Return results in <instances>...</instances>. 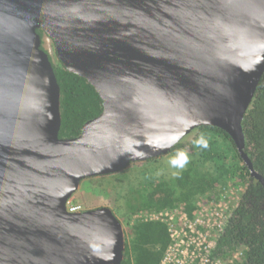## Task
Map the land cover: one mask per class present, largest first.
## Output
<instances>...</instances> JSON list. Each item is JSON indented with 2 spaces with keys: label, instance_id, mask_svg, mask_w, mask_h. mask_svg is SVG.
Masks as SVG:
<instances>
[{
  "label": "water",
  "instance_id": "water-1",
  "mask_svg": "<svg viewBox=\"0 0 264 264\" xmlns=\"http://www.w3.org/2000/svg\"><path fill=\"white\" fill-rule=\"evenodd\" d=\"M39 31L102 100L76 139L59 138ZM263 74L264 0H0V264H122L112 210L70 213V199L202 127L229 135L264 186L242 127Z\"/></svg>",
  "mask_w": 264,
  "mask_h": 264
},
{
  "label": "trees",
  "instance_id": "trees-1",
  "mask_svg": "<svg viewBox=\"0 0 264 264\" xmlns=\"http://www.w3.org/2000/svg\"><path fill=\"white\" fill-rule=\"evenodd\" d=\"M39 34L43 36L42 31ZM54 70L61 91L59 138L76 139L88 122L103 113V103L84 78L67 72L61 63ZM242 127L245 153L264 179V74ZM197 133L192 149L198 158L191 160L175 178L159 180L152 169L137 172L135 180L127 174L110 177L116 178L115 183L109 182L115 186V196L122 204L127 226L122 264H161L172 243L167 224L159 220H134L139 214L161 212L187 203V211L192 216L194 199L215 190L216 186L227 188L236 180L245 182L247 187L218 236L211 259L228 264H264V186L251 177L234 142L224 131L202 127ZM186 143L181 142L172 152L179 153ZM238 253L242 254L241 263L233 261Z\"/></svg>",
  "mask_w": 264,
  "mask_h": 264
},
{
  "label": "rangeland",
  "instance_id": "rangeland-1",
  "mask_svg": "<svg viewBox=\"0 0 264 264\" xmlns=\"http://www.w3.org/2000/svg\"><path fill=\"white\" fill-rule=\"evenodd\" d=\"M42 37V46L44 50L48 53L52 64L54 66H58L60 61L57 57L54 42L44 35ZM197 134V130H195L182 141L187 143L184 147L185 149L181 150L179 153L171 152L166 156L155 160H150L149 162L133 163L123 171L113 175H121L124 177L125 174H127L133 177V180H135L134 177L139 175L137 172L144 169H152L154 170V175L159 180L173 179L186 168L187 164L191 160H196L198 158L195 150L192 149V144H194L197 137L199 136ZM113 175L102 176L83 181L80 189L72 196L68 205L70 204L79 206L81 208V212L97 210L100 208H109L122 223L123 228L126 231L127 226L124 222V212L121 210L122 204L116 199L115 186L110 184V182L115 183L116 178H110ZM246 187L247 185L245 182L236 180L229 183L227 188L216 186L215 190L206 193V195H200L194 199L193 205L195 206V212L198 209L197 216L204 218V222H208L207 217L211 216L208 217L212 218L211 224L214 222L216 224L215 231L210 241H216L232 212L238 206L242 194L246 190ZM184 206H187V203H183L177 205L175 208H171V215L176 214V216H181L180 209ZM217 212L220 215L223 214V216H212V214L214 215ZM158 218L160 219V216L156 215V213L153 211H145L139 214L134 220L152 221ZM132 223H134V221H132ZM233 261L241 263L242 254L238 253L234 257ZM215 264H228V262L222 260L217 261Z\"/></svg>",
  "mask_w": 264,
  "mask_h": 264
},
{
  "label": "built area",
  "instance_id": "built-area-1",
  "mask_svg": "<svg viewBox=\"0 0 264 264\" xmlns=\"http://www.w3.org/2000/svg\"><path fill=\"white\" fill-rule=\"evenodd\" d=\"M187 206L181 207V216L171 215L170 209L156 212L160 219L152 221H162L169 226L172 243L169 246L161 264H215L217 261L211 259V254L215 248L216 241H210L215 231V222L211 224L212 218L204 222V218L197 216L194 211L189 216ZM175 208V207H174ZM70 213L81 212V208L75 205H68ZM212 216H223V214H212ZM217 240V239H216Z\"/></svg>",
  "mask_w": 264,
  "mask_h": 264
}]
</instances>
